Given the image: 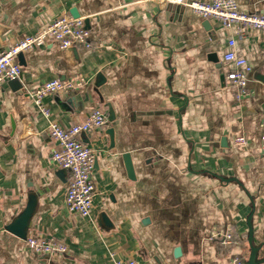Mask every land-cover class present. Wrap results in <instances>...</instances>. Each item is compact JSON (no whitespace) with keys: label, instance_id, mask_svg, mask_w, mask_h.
I'll use <instances>...</instances> for the list:
<instances>
[{"label":"crops","instance_id":"1","mask_svg":"<svg viewBox=\"0 0 264 264\" xmlns=\"http://www.w3.org/2000/svg\"><path fill=\"white\" fill-rule=\"evenodd\" d=\"M236 1L264 14V0ZM74 8L89 19L92 47L22 53L18 82L0 86V264H246L251 214L264 259V81L255 76L264 75V30L239 36L167 0H0V50ZM230 39L254 69L241 100L210 60L217 53L225 74L233 68ZM55 78L62 88L45 102L64 125L96 107L109 116L83 137L97 153L88 217L67 208L71 173L53 160L57 141L28 94ZM72 97L71 108L57 101ZM240 134L248 146L234 144ZM21 217L26 237H55L68 251L27 248L7 229Z\"/></svg>","mask_w":264,"mask_h":264},{"label":"built area","instance_id":"2","mask_svg":"<svg viewBox=\"0 0 264 264\" xmlns=\"http://www.w3.org/2000/svg\"><path fill=\"white\" fill-rule=\"evenodd\" d=\"M189 6L195 14L207 19L219 21L226 29H235L237 35L242 36L248 29L264 30V14L250 12L240 7L236 0H167ZM86 17L64 15L41 27L31 35H26L18 42L0 50V86L13 79L19 78L22 72L20 54L36 48L56 44L62 50L72 47L91 48V30L85 22ZM229 49L224 54V61L233 65L226 74V79L234 91L235 98L241 100L251 95L249 88L250 75L254 72L252 64L236 52L233 48L235 39L229 40ZM62 88L59 78L45 81L33 87L28 94L48 119V132L57 141V148L53 151L56 164L71 173L67 187L66 205L71 213L81 217H88L93 210V200L96 194L95 169L96 150L85 142L86 134L103 128L109 122L107 111L102 107L91 110L82 122L64 125L45 99L58 94ZM235 145L248 146L249 139L245 134L234 137ZM232 231H227L222 238L224 244L232 241ZM26 246L36 254L62 255L68 251V246L55 237H28ZM112 264H140L136 259L114 260ZM231 264H240L239 259Z\"/></svg>","mask_w":264,"mask_h":264},{"label":"water","instance_id":"3","mask_svg":"<svg viewBox=\"0 0 264 264\" xmlns=\"http://www.w3.org/2000/svg\"><path fill=\"white\" fill-rule=\"evenodd\" d=\"M72 15L74 17H79L81 16L78 9L74 8L72 11H71ZM85 22H86V25L87 27L90 28V23H89V19L86 18L85 19ZM208 22V21H207ZM73 49H75V51L77 50V47H72ZM23 57V54H20L19 58H22ZM210 60L215 62L217 64V67L220 69V75H221V79L222 81L225 80L226 78V74L224 73L223 69L221 68V63L219 62V57L217 55V53H212L210 55ZM258 79L264 81V75L262 74H256L255 75ZM12 83H16L18 82V79H13L11 80ZM58 103L60 106L62 107H68V108H71L72 106V102L74 101L73 97L72 98H68L67 100H62L61 98H58L57 99ZM111 119H115L113 116L111 117ZM222 144L223 146H226L228 144V140H227V137H223L222 138ZM263 153H264V148H263ZM126 158V164L128 166V169L130 171V174L132 177L135 176V171H134V165L132 163V160H131V157H130V154L129 153H126L125 156ZM96 165H97V160H96ZM252 215H249V218H248V225H249V236H248V239H249V242H250V245H251V248H252V253H251V256H250V259L247 261L246 264H258V263H262L264 262V259L262 260H259L257 261L256 260V254H257V247L254 245V242H253V226H252V223H251V218H252ZM27 218H20V219H17L15 221V223H12L8 226V230L11 231L12 233H14L15 235L19 236V237H22L24 239H27L28 237H26V234H25V231H24V227L23 225L25 226L26 225V220ZM180 253V249H176V255Z\"/></svg>","mask_w":264,"mask_h":264}]
</instances>
